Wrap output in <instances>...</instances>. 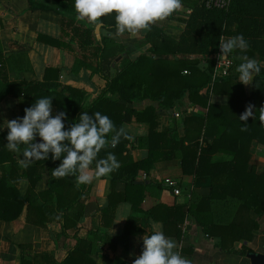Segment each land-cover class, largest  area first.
I'll list each match as a JSON object with an SVG mask.
<instances>
[{
  "label": "crops",
  "instance_id": "crops-1",
  "mask_svg": "<svg viewBox=\"0 0 264 264\" xmlns=\"http://www.w3.org/2000/svg\"><path fill=\"white\" fill-rule=\"evenodd\" d=\"M201 1L182 0L183 7L180 11L175 12L164 22L153 25L151 31L141 32L136 37H131L128 33L117 35L116 29L111 33L99 24L97 39L100 34L106 35L122 46V51L117 52L115 59L145 54L166 60L176 58L193 61L195 69L184 66L181 72L187 76L193 74L197 81L207 78V82L199 90V94L207 102L202 104L183 95L178 102L167 107H159L156 100L142 97L125 102L116 92L106 91L103 96L107 99L132 106L137 111L147 104L155 106L153 130L163 133L156 148V157L147 167L139 166L133 169L129 166L123 171L119 167L110 177L97 178L91 184L77 187L76 192L79 194L68 208L61 209L55 203L56 194L50 186H53L55 180L60 182L61 179L52 177L51 165L47 161L49 158L36 161L24 169L19 165L22 156L7 149L6 122L13 118H22L24 109L31 106L28 96H15L7 87V92L0 97V134L4 136H0V189L9 193L8 188L13 187L18 195L24 196V199L17 215L10 219L0 216V264H21V260L22 264H62V258L73 246L85 252V256L94 264H133V260L142 252L143 236L156 229L163 231L162 221L149 215L146 212L148 208L157 203L164 205L182 203L181 210H185L189 200L209 192L211 178L208 174L194 175L182 172L180 149L174 142L182 145L197 142L198 146H205L210 137L202 139V128L197 137L190 136L195 130H190L188 131L190 135H185L189 123H185L183 118L186 115H194L204 119L208 102L227 103L228 93L235 92L239 86L240 95L234 103L241 110L242 103L250 94L252 84L246 86L240 83L239 74L233 79L239 86L219 82L212 89V83L235 74L239 66L235 65V61L242 63L239 57L243 55L256 59L261 68H264V54L260 55L255 48L249 46L246 51L236 50L227 58L220 57V41L233 37L231 34L223 33L219 34L218 46L211 53L176 50L177 38L188 13ZM76 15L74 0H0V77L2 75L6 81L19 83L55 80L61 85H68L79 91L73 93L71 97V101L76 105L84 106L90 103L99 93L103 80L91 68L78 61L94 63L88 48L79 47L76 36L71 32L72 26L89 24L86 21H78ZM93 29L94 26L92 32ZM93 34L95 35L94 32ZM48 36L65 43H51ZM148 37L150 40L155 39V52L148 48L150 45ZM45 66L57 68L56 75L54 76L55 72H50L49 78L45 80L43 78ZM112 68H118L117 62ZM261 79L264 93V72ZM59 88L60 86H56L57 90ZM16 89L17 86H12V90ZM51 103L52 114L55 115V103L53 101ZM247 105L242 108L243 112ZM106 110L104 113H108ZM92 113L89 112L90 115ZM122 126L134 139L122 137L115 148L108 147L102 150L98 159L105 158L111 152L121 166L122 161H138L146 156L148 122L132 116L128 120H121L119 128ZM240 131V128L236 127L232 133L236 135ZM108 139L111 140V135ZM36 142H39V137ZM152 145L155 148V141ZM227 146L232 147L231 144ZM223 147L210 154L212 161L230 157L228 153L230 151H223ZM248 152L246 170L253 167L256 173L264 172V143L255 138L250 139ZM94 168L95 164L92 166L93 170ZM128 173L132 174L133 183H139L137 189L133 190L129 185ZM169 180L172 181V186L178 189L177 193L166 187ZM157 183L163 187L156 186ZM74 193V189L69 192L64 190L60 194L61 203L70 199ZM2 199L6 206L7 196L2 195ZM108 199L115 201L112 208L107 207ZM13 204L8 205V210L3 212L5 215H10L14 211L16 205ZM107 208L108 210L104 211ZM158 213L160 212H156V215L159 216ZM221 215L223 210L213 208L212 218L215 221L222 222L219 218ZM249 216L254 218L255 214L249 211ZM256 223L257 227L252 230L249 239L233 240L231 243L233 248H239L243 242L252 250L264 252V211L256 216ZM124 227L128 229L126 238L114 239L122 233ZM164 234L176 241L177 250L183 257L191 260L192 264L246 263L245 256L233 251H224L219 245L218 235L204 231L203 225L189 212L185 211L175 226L168 224L167 232ZM76 255L74 259H77Z\"/></svg>",
  "mask_w": 264,
  "mask_h": 264
},
{
  "label": "trees",
  "instance_id": "trees-1",
  "mask_svg": "<svg viewBox=\"0 0 264 264\" xmlns=\"http://www.w3.org/2000/svg\"><path fill=\"white\" fill-rule=\"evenodd\" d=\"M92 27L91 24L71 27L72 34L77 38L78 46L81 48L87 47L94 58L93 64L84 60L78 61L91 68L103 80L99 93L90 103L84 106L76 105L71 101V97L73 93H79V91L68 85H61L55 80L19 83L6 81L4 76V79L2 78V75L0 77V97L7 92V87L8 91L15 96H28L27 99L31 106L39 98L50 97L52 98L51 101L55 103L56 113L59 111L66 113L67 119L64 121L66 129L73 123L78 122V117L84 111L88 113L100 112L108 116L117 129L121 120H128L132 116L136 119H144L148 122L147 154L138 161H122L120 169L121 171L127 170L126 168H129V166L133 169L139 166L147 167L156 157V148L159 146V139L163 134L153 130L155 126V114L153 112L155 106L147 104L140 111H137L132 106H125L109 100L103 94L106 91L116 92L119 98L125 102H132L135 99L146 97L152 101L156 100L159 107L172 105L178 102L183 95H186L189 100L204 104L207 101L199 94V90L207 82V78L197 81L192 76L193 74L187 76V74L181 72V68L184 66L194 68L193 61L176 58L166 60L145 54H139L133 58L123 56L115 59L117 52L122 51L121 44L102 34L97 39L92 32ZM100 27L111 33L115 32L114 14L103 17ZM221 33L233 36L242 34L250 47L255 48L260 55L264 54V0H228L227 5L221 8L207 6L202 0L198 5L192 7L188 13L184 27L177 38L176 50L211 53L216 50L219 43V34ZM48 40L55 44L65 43L54 40L49 36ZM149 42L148 48L150 51L155 52V39H149ZM66 45L68 46V44ZM115 62H117L118 68H112ZM239 64L240 62L235 61L236 66ZM50 72H55V76L57 68L45 66L43 72L45 80L49 78ZM263 72L264 68H261V72L254 76L250 94L246 97V101L242 103L241 110L234 103L237 96L240 95L239 83L233 81L238 75L236 71L235 74L228 75L226 78L219 79V81L215 80L212 83V89L219 82L239 86L237 87L238 90L235 89L236 93H228L227 103L208 102L204 119L194 115L184 116L183 121L189 123L186 126L187 132H185V135H190L188 131L195 130L193 135L190 136L191 138L197 137L202 128V139L204 137L206 139L207 137L210 138L205 146H198L197 142L183 145L174 142L175 146L180 149L181 170L194 175L208 174L211 183L209 192L189 200L185 210H181L182 203L172 205L157 203L146 210L149 215L162 221L163 233L167 232L168 224L175 226L186 211L194 215L198 223L203 225L204 231L208 234L218 235L219 245L224 251H233L244 256L246 250H251L243 242L239 248H233L231 243L239 238L248 240L252 230L257 227L256 216L261 215L264 211V172L256 173L253 167H250L249 170L245 168L249 157L248 143L250 139L255 138L264 143V111L261 110V108H264L263 82L261 79ZM12 86H17V89L12 90ZM56 86H60L59 90L56 89ZM104 102H108V104L105 105ZM246 104L253 105L255 112L254 117L249 118L247 121V130L243 132L241 128L244 122L239 120V116L243 113L242 108ZM105 110L109 114L104 113ZM236 127L240 128L241 131L235 135L232 132ZM0 136H2V133ZM153 141H155V148L152 145ZM229 144L232 147L227 146ZM222 147L223 151H230L228 152L230 157L224 160L212 161L210 154ZM47 161L51 165V173L60 164L59 160L53 161L51 159V154ZM127 176L129 185L133 190L134 188L137 189L139 183L132 182L133 176L131 173H128ZM156 186L163 187L159 183ZM167 186L171 188L172 184H166ZM50 187L56 194L55 203L61 209L68 208L79 194L76 192L78 188L74 176L62 178L60 182L55 180L53 186ZM8 189L10 190L9 193L4 192V189H0V216L4 219H10L17 215L24 199V196L18 195L13 187ZM72 189L75 190L72 197L61 203L60 194L64 190L69 192ZM2 195L7 196L6 206ZM108 200L107 207L112 208L115 201ZM216 200L218 201L216 202ZM13 202L16 205L14 211L10 215H5L3 212L7 211L8 205L11 206ZM213 208L223 210V215L219 217L222 222L215 221L212 218ZM107 210L108 208L104 209V211ZM249 211L255 214L254 218L249 216ZM156 212H160L158 213L160 215H156ZM127 233L128 229L124 227L122 233L115 236L114 239H125ZM74 255L77 259H74ZM85 255V252L83 253L80 249L77 250L76 246H73L67 250L61 263L94 264Z\"/></svg>",
  "mask_w": 264,
  "mask_h": 264
},
{
  "label": "clouds",
  "instance_id": "clouds-1",
  "mask_svg": "<svg viewBox=\"0 0 264 264\" xmlns=\"http://www.w3.org/2000/svg\"><path fill=\"white\" fill-rule=\"evenodd\" d=\"M182 7V0H74L78 21L97 26L103 17L114 14L116 34L128 33L131 37L151 31L153 25L164 22ZM219 47L220 57L227 58L236 50L246 51L249 43L241 34L220 41ZM239 59L242 63L236 69L238 81L250 85L254 76L261 72L260 63L247 55ZM51 99H37L32 106L24 109L22 118L6 122V147L22 156L20 167L27 169L36 161L47 160L51 154L53 161H60L59 166L52 170V177L62 179L74 176L78 188L91 184L94 179L110 177L119 169L120 163L111 152L98 159L99 153L108 147L114 148L122 137L128 140L134 137L123 126L117 129L113 121L100 112L90 115L84 111L78 122L66 129L64 121L67 115L64 111L53 115ZM261 110L264 111V108ZM254 112V106L249 104L239 116V120L244 122L242 131L247 130V121L254 117ZM37 137L39 142H36ZM142 244V252L133 264H192L177 250L176 241L166 237L162 230L156 229L144 235Z\"/></svg>",
  "mask_w": 264,
  "mask_h": 264
},
{
  "label": "water",
  "instance_id": "water-1",
  "mask_svg": "<svg viewBox=\"0 0 264 264\" xmlns=\"http://www.w3.org/2000/svg\"><path fill=\"white\" fill-rule=\"evenodd\" d=\"M98 26H94L93 32L98 37ZM244 256L248 259V264H264V252L256 250H246Z\"/></svg>",
  "mask_w": 264,
  "mask_h": 264
},
{
  "label": "built area",
  "instance_id": "built-area-1",
  "mask_svg": "<svg viewBox=\"0 0 264 264\" xmlns=\"http://www.w3.org/2000/svg\"><path fill=\"white\" fill-rule=\"evenodd\" d=\"M204 2L207 6H213V7L221 8V7H225L227 5L228 0H204ZM167 184L171 185L172 181L169 180L167 182ZM171 189L174 193L178 192V189L174 186H172Z\"/></svg>",
  "mask_w": 264,
  "mask_h": 264
},
{
  "label": "rangeland",
  "instance_id": "rangeland-1",
  "mask_svg": "<svg viewBox=\"0 0 264 264\" xmlns=\"http://www.w3.org/2000/svg\"><path fill=\"white\" fill-rule=\"evenodd\" d=\"M244 260H245V262H246L245 264H248V259L245 258Z\"/></svg>",
  "mask_w": 264,
  "mask_h": 264
}]
</instances>
